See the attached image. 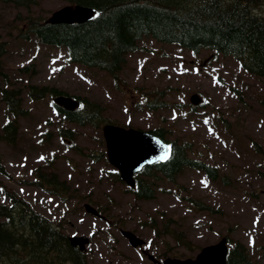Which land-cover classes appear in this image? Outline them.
<instances>
[{
	"label": "rangeland",
	"instance_id": "1",
	"mask_svg": "<svg viewBox=\"0 0 264 264\" xmlns=\"http://www.w3.org/2000/svg\"><path fill=\"white\" fill-rule=\"evenodd\" d=\"M66 5L61 0H38L27 11L0 3V42L6 43L1 63L8 75V79L0 78V89L6 85L54 86L72 97L85 96L101 103L108 121L116 124L144 130L165 127L170 139L191 142V156L216 166L221 179L185 170L177 183L156 184L155 199L138 200L125 185L112 179L113 167L104 154L99 157L106 150L101 127L68 123L52 106L54 97L32 101L24 93L23 107L28 115L19 119L15 143L0 140V201L4 200L1 187L14 190L37 211L61 222L70 236L95 234L88 246L89 264H152L120 229L135 231L146 240L145 248L152 245L150 253L161 259L195 257L202 247L229 234L234 246L242 243L255 264H264L262 82L232 58L211 56L207 51L193 55L150 37L141 43L146 50L127 57L116 84L105 72L67 63L59 46L48 47L34 38L21 37L27 15L48 19ZM32 63L35 74L32 69L19 71ZM159 89L165 90L159 99L168 105L150 111L143 94L156 95ZM194 94L199 97L195 108L190 100ZM5 122V106L0 103V131ZM254 141L261 148L255 147ZM90 153L99 161L88 157ZM47 160L70 185L63 195L27 183L35 179L33 170ZM195 200L210 206L211 211L197 210ZM99 211L104 216H98ZM152 218L158 221L157 230L147 224ZM168 218L177 220L192 241L188 249L169 237L156 238Z\"/></svg>",
	"mask_w": 264,
	"mask_h": 264
},
{
	"label": "trees",
	"instance_id": "2",
	"mask_svg": "<svg viewBox=\"0 0 264 264\" xmlns=\"http://www.w3.org/2000/svg\"><path fill=\"white\" fill-rule=\"evenodd\" d=\"M62 1L91 7L96 15L88 22L52 24L40 15L29 14L25 17L26 31L21 34L36 37L44 45L65 47L70 62L117 76L126 64L127 55L139 50L143 38L151 37L196 54L208 51L233 58L264 85V0ZM0 3L30 11L37 1L0 0ZM3 52V44H0V67ZM6 76L0 70V78L5 79ZM24 92L33 100L64 94L62 90L49 86L1 89L0 103L6 105L8 122L2 127L0 140L7 143H14L19 133V118L27 115L23 107ZM164 93L165 90L158 91L157 95L164 96ZM81 101L82 113L56 108L68 121L81 125L91 124L99 128L107 121L104 115L106 108L102 104L86 98ZM154 133L164 138L163 130H155ZM254 142L255 147L261 148ZM172 145V155L166 162L146 167L136 176L137 188L133 192L138 199L155 197L154 181L159 175L174 182L185 168L205 171L216 179L215 168L188 158V145L180 146L176 142ZM90 157L93 159L92 155ZM35 172L36 185L40 188L57 194L69 191V183L59 179L55 167L44 165L36 168ZM115 179H119L118 175ZM2 189L9 203L0 201V264H87L85 253L72 247L60 223L35 212L14 190ZM195 202L200 210L210 209L201 201ZM171 220L162 230L167 234L182 232V238L176 234L180 242L185 243L182 229H171L168 225L175 222ZM227 264L254 262L247 247L236 243L230 249Z\"/></svg>",
	"mask_w": 264,
	"mask_h": 264
},
{
	"label": "water",
	"instance_id": "3",
	"mask_svg": "<svg viewBox=\"0 0 264 264\" xmlns=\"http://www.w3.org/2000/svg\"><path fill=\"white\" fill-rule=\"evenodd\" d=\"M95 10L89 7L77 5L66 6L52 14L50 22L57 23H83L93 19ZM194 101L195 98L193 99ZM69 99L62 103L69 102ZM104 137L107 143V155L109 161L121 172V178L131 186H134L132 175L144 165L156 161H165L170 155V146L164 144L159 138L151 133L141 132L134 129L126 130L121 127L105 125ZM133 246L143 243L133 233L123 231ZM88 240L84 238H71L73 245L79 243L84 248ZM228 249L226 239L216 245L204 248L194 259H167L163 264H226ZM161 264V263H158Z\"/></svg>",
	"mask_w": 264,
	"mask_h": 264
}]
</instances>
